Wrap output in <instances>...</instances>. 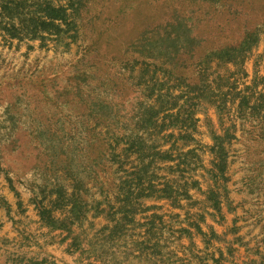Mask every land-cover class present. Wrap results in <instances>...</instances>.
I'll use <instances>...</instances> for the list:
<instances>
[{
  "label": "rangeland",
  "instance_id": "374dc122",
  "mask_svg": "<svg viewBox=\"0 0 264 264\" xmlns=\"http://www.w3.org/2000/svg\"><path fill=\"white\" fill-rule=\"evenodd\" d=\"M0 264H264V0H0Z\"/></svg>",
  "mask_w": 264,
  "mask_h": 264
}]
</instances>
